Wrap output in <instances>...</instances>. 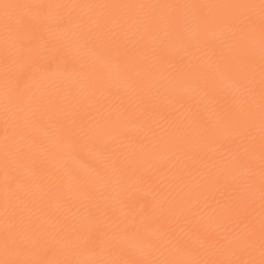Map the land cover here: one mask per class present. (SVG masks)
<instances>
[{
	"label": "snow or ice",
	"instance_id": "6c2138e0",
	"mask_svg": "<svg viewBox=\"0 0 264 264\" xmlns=\"http://www.w3.org/2000/svg\"><path fill=\"white\" fill-rule=\"evenodd\" d=\"M0 9L6 61L19 64L25 72L55 89L54 77L60 73L51 72V64L45 67L41 59H46V52L64 49L79 62V70L86 76L95 72L97 66L105 69L88 81L92 89L102 90L101 96L107 85L119 78L129 101H135L134 111L121 105L115 115L105 111L100 119L73 118L64 122L44 95L21 97L6 89V197L28 182L29 177L10 174L20 159L19 143L25 140L40 152L43 161L63 168L67 180L58 184L55 191L64 194L84 189L85 199L92 207H86L79 216L73 215L66 224L61 222V227L49 233L31 217L26 220L22 211H17L18 206L6 198L0 264H53L28 258L39 240L71 255L76 250L89 249L101 232L106 243L115 241L131 258L65 259L55 264H234L170 258L190 248L202 228L220 229L226 250H241L248 255L238 264H264V0L258 4L5 2ZM71 24L76 30L69 38L66 26ZM213 48L218 50L209 55ZM181 51L200 53L196 57L199 64L174 77L176 84L164 94L163 102L182 108V102L191 99L193 93L199 95L203 91L204 96L195 111L185 114L188 127L177 128L164 143L173 154L195 155L197 146L220 147L222 141H231L232 147L220 152L225 165L215 177L216 182L230 189L229 199L218 210L204 213L198 198L177 200L169 190L156 188L154 199L143 209L105 223L94 212L101 207L97 193L103 208L115 216L119 209L130 207L125 194L142 179L128 183L127 166L135 164L145 171L155 167V163H149L150 153L141 152L132 161L129 154L121 151L124 122L152 119L161 101L150 82L151 74L164 57ZM184 81L190 82L191 87H182ZM221 95L228 99L226 106L219 102ZM45 118L47 128L39 129V122ZM153 135L158 133L153 130ZM49 146L60 154V159L52 160L47 155ZM94 146L107 154L106 158L102 167L83 173L73 163L74 154L87 153ZM159 147L160 142L156 141L151 150ZM257 202L258 218L254 212ZM244 209L250 210L246 222L232 227ZM178 224L192 228L185 232L181 227V236L177 233ZM129 228L135 230L129 232ZM162 249L169 255L165 256Z\"/></svg>",
	"mask_w": 264,
	"mask_h": 264
},
{
	"label": "bare ground",
	"instance_id": "6f19581e",
	"mask_svg": "<svg viewBox=\"0 0 264 264\" xmlns=\"http://www.w3.org/2000/svg\"><path fill=\"white\" fill-rule=\"evenodd\" d=\"M60 3V4H97V3H201V4H245L259 3V0H0L2 3ZM3 10L0 9V259L3 258L2 240L5 224V200L6 198L13 206H18L17 211H22L25 219L31 217L36 223H39L49 233L56 231L61 227V222L68 223L73 215L79 216L86 207H92L91 203L85 199L86 190L73 191L71 193H57L55 188L58 184L67 180L63 174V168L60 164L53 166L47 161H43L40 152L31 148L25 140H21L20 159L17 165L10 169V174L18 177H29L28 182L17 188L14 193H8L6 197L5 185V161L3 151V137L5 129L4 120V97L5 91H15L18 96H41L44 95L51 102V107L55 115L68 122L73 118L82 120L90 118H101L105 111H111L115 115L121 105L128 107L129 111H134V99L129 101L128 92L124 87L123 81L119 78L112 80L103 90H94L89 87L88 81L95 78L105 69L97 66L95 72L84 75L79 70V62L74 61L68 56L64 49H59L53 53H45L46 59L42 58L41 63L48 67L51 64L50 71L59 75L55 76L57 86L53 89L50 85L42 83L39 78L34 77L30 72H25L19 64H12L6 61L4 56V32H3ZM67 36L71 38L74 32V24L67 25ZM215 30V29H213ZM227 31V29H224ZM213 48L209 51H217ZM200 53L183 51L172 56L164 57L153 70L150 82L155 85V91L159 95V102L155 108L152 119L128 120L124 122V134L121 137L123 146L121 151L130 155L132 161L140 157L141 152L150 153L149 163H155V167L148 168L147 171L135 164L127 166L128 183L142 177L139 182L125 194V199L130 207H124L118 210L115 216L103 208L99 201L97 193V203L100 208L94 209L95 215L100 216L105 223L119 216L123 219L131 211H140L149 204L155 196L154 189L165 188L171 192V195L177 200L181 198H198L204 213H211L213 209H219V206L225 204L230 196V189L216 182L217 173L225 165L224 158L220 152L227 151L232 147L231 141H222L221 146L210 144L200 149L197 146L195 155H186L184 153L173 154L164 140L169 134L177 128L185 129L188 127L186 113L189 110L195 111L197 103L204 92L199 95L192 94L191 99H185L183 107L179 105L171 106L164 103L165 93L175 86L174 77H178L191 70L193 65H198ZM178 57H184L180 61ZM257 56V61H258ZM58 64L59 69H58ZM169 65H174L170 67ZM182 87H191L190 82L184 81ZM221 105L226 106L227 97L219 96ZM179 109V110H177ZM39 129L47 128V119H42L38 125ZM153 130L158 133L153 135ZM38 134V133H35ZM159 141L160 147L152 151L151 146ZM46 143V142H45ZM47 153L52 160L60 159V154L49 146ZM107 154L101 153L94 146L87 153L74 154L73 163L79 167L83 173L89 172L91 168L102 167V162ZM16 187L15 185L13 186ZM47 193V195H45ZM244 209L237 224L243 225L247 220L248 212ZM255 215L258 218L260 207L257 202ZM33 213L35 214L33 216ZM104 213H107L105 216ZM130 219V216H129ZM183 227L185 232H189L192 225H176L177 233L181 236L183 232L179 229ZM129 228V232L134 231ZM203 242V246H202ZM223 236L218 228H202L199 233L193 237L192 245L182 254H173L170 258L175 259H203L209 261H232L234 264L248 259V255L241 251H228L223 245ZM164 255L169 253L165 250ZM159 256V253H157ZM28 258L40 259L44 261H63L65 259L99 261V260H119L130 259L126 253L120 250V245L115 241L106 243L103 232L96 238L95 244L89 249L76 250L71 255L58 246H52L43 239L38 241L37 247L29 254ZM258 258V253H257Z\"/></svg>",
	"mask_w": 264,
	"mask_h": 264
}]
</instances>
